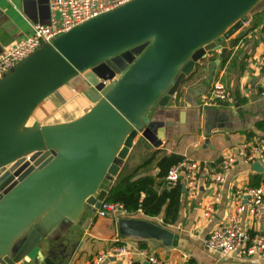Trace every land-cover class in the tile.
Masks as SVG:
<instances>
[{"label":"water","instance_id":"water-1","mask_svg":"<svg viewBox=\"0 0 264 264\" xmlns=\"http://www.w3.org/2000/svg\"><path fill=\"white\" fill-rule=\"evenodd\" d=\"M261 1L130 0L58 35L0 78V264L63 263L55 250L44 251L45 236L98 208L139 133L161 146L150 111L166 107L195 67L219 51L212 72L226 58L222 45ZM64 87L93 106L68 123L26 126ZM116 225L121 238L185 244L148 219Z\"/></svg>","mask_w":264,"mask_h":264},{"label":"crops","instance_id":"crops-1","mask_svg":"<svg viewBox=\"0 0 264 264\" xmlns=\"http://www.w3.org/2000/svg\"><path fill=\"white\" fill-rule=\"evenodd\" d=\"M259 5L243 27L222 45L227 48L222 65L211 72L210 65L220 53L215 51L182 81L166 107L150 111L149 127L154 134L163 135L161 146L154 148L139 133L122 163L121 171L107 188L108 191L119 176L131 173L157 150L159 155L176 154L203 163L198 194L188 198L182 188L178 219L165 226L178 234L185 244L168 247L160 241L147 239L146 247L139 248L137 240L140 238L119 236L117 225L114 227L112 222L117 219H97L94 209H91L74 227L67 230L55 228L45 234L44 251L55 250L59 259L64 258L62 264H90L95 256L119 246L126 247V258L110 257L102 264H129L127 258L130 264H149L141 251L166 264H264V257L241 256L238 253L223 256L219 252L208 251L204 246L211 231L225 224L234 214L233 193L244 186L264 184V173L259 166L236 165L227 173L210 215H204L216 191L210 174L218 170L221 157L236 145L264 139V133L256 129L258 123L264 122V99L259 95L263 72L257 68V60L264 53V17L259 15L264 12V0ZM48 22V0H0V46L4 48L26 39L32 35L34 24ZM217 81L225 86L228 100L207 106L212 86ZM92 106L84 93L64 87L36 108L26 126L68 123L80 118ZM207 109H213L215 115L210 131L206 128ZM149 174L155 175L156 170H151ZM163 214L143 219L160 225ZM134 215L138 214H131L129 218H134ZM240 225L248 233H264V209L257 216L242 214ZM115 237H118L117 241ZM19 264L33 263L23 259Z\"/></svg>","mask_w":264,"mask_h":264},{"label":"built area","instance_id":"built-area-1","mask_svg":"<svg viewBox=\"0 0 264 264\" xmlns=\"http://www.w3.org/2000/svg\"><path fill=\"white\" fill-rule=\"evenodd\" d=\"M130 0L107 2L106 0H48L49 22L47 24H34L30 37L5 46L0 54V78L3 77L18 62L28 57L42 45L50 43L58 35L110 10H113ZM257 68L263 72V80L259 95L264 99V53L257 60ZM110 81L105 82V85ZM228 93L220 81L213 84L207 106H215L226 102ZM29 156L23 158L27 161ZM258 163L264 173V139L249 143H242L232 147L222 157L218 170L210 174L211 182L216 189L212 203L207 207L204 215L208 217L212 206L218 201L227 173L236 165H252ZM7 166L6 168H10ZM5 168V169H6ZM203 163L183 158L177 165L172 166L166 176L170 186L182 183L185 195L194 198L199 191V179ZM235 212L229 220L211 231L204 241L208 251L219 252L223 256L238 253L241 256L264 257V233H248L240 225V217L247 213L257 216L264 209V184L259 186H244L233 193ZM97 219H119L131 216V213L121 203L101 201L98 208L94 209ZM114 240H118L115 237ZM127 249L125 246L115 247L107 253L95 256L90 264H102L110 257L124 260ZM149 264H166L153 255L141 251ZM128 263L130 260L127 258Z\"/></svg>","mask_w":264,"mask_h":264},{"label":"trees","instance_id":"trees-1","mask_svg":"<svg viewBox=\"0 0 264 264\" xmlns=\"http://www.w3.org/2000/svg\"><path fill=\"white\" fill-rule=\"evenodd\" d=\"M259 15L264 17V12ZM225 59L219 65H222ZM256 129L258 132L264 133V122L258 123ZM251 135L249 134V136ZM159 154V150L153 152L131 173L119 176L115 185L107 191L104 200L121 203L129 213H140L147 218L158 217L164 212L160 226L165 227L177 221L182 195V183L178 182L175 186H169L166 182L167 172L183 158L176 154ZM151 170H156V174L150 175ZM112 222L115 227L116 220ZM146 242L147 239H138V247H146Z\"/></svg>","mask_w":264,"mask_h":264},{"label":"rangeland","instance_id":"rangeland-1","mask_svg":"<svg viewBox=\"0 0 264 264\" xmlns=\"http://www.w3.org/2000/svg\"><path fill=\"white\" fill-rule=\"evenodd\" d=\"M258 5L250 12V14L253 13L257 9V7L260 6V5L259 6ZM206 113H207V116H208L207 117L206 128L208 129V131H210V129L212 128V126H214L215 115H214L213 109H207ZM90 210L91 209H87L86 213L89 212ZM133 217L134 218H145V217H143V216H141L139 214L138 215H134Z\"/></svg>","mask_w":264,"mask_h":264},{"label":"bare ground","instance_id":"bare-ground-1","mask_svg":"<svg viewBox=\"0 0 264 264\" xmlns=\"http://www.w3.org/2000/svg\"><path fill=\"white\" fill-rule=\"evenodd\" d=\"M81 221V218H80V215L78 216V219H73L72 221H71V223L73 224V225H77L79 222ZM63 226H64V228H66L65 230H67V225L65 224V223H63L62 224Z\"/></svg>","mask_w":264,"mask_h":264}]
</instances>
